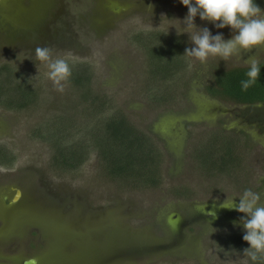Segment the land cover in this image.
Masks as SVG:
<instances>
[{"label": "rangeland", "instance_id": "obj_1", "mask_svg": "<svg viewBox=\"0 0 264 264\" xmlns=\"http://www.w3.org/2000/svg\"><path fill=\"white\" fill-rule=\"evenodd\" d=\"M187 11L179 0H0V81L9 86L10 76L32 91L25 107L0 96V264L29 257L40 264H264V257L253 262L244 254L249 244L238 250L220 240L229 230L209 210L239 199L246 178L259 193L264 169L254 158L248 165L258 149L250 150L253 142L238 147L235 169L212 173L192 157L217 126L236 122L233 103L208 93L216 72L247 66L254 55L263 60L264 48L206 64L182 54V67L161 79L149 49L171 41L184 54L194 47L184 29ZM193 23L225 41L233 35L199 15ZM37 45L68 61L63 92L47 79L45 65L37 67ZM114 112L161 153L159 185L107 173L91 138ZM81 145L80 164L68 166L65 151ZM16 189L21 195L12 202ZM202 203L208 217L192 219Z\"/></svg>", "mask_w": 264, "mask_h": 264}, {"label": "trees", "instance_id": "obj_2", "mask_svg": "<svg viewBox=\"0 0 264 264\" xmlns=\"http://www.w3.org/2000/svg\"><path fill=\"white\" fill-rule=\"evenodd\" d=\"M263 0H255L260 7ZM157 47L149 49L154 71L161 79L173 76L175 70L182 67L184 58L182 46L177 42H169L165 47ZM160 53L152 56V49L158 48ZM166 55V56H165ZM181 56V57H180ZM155 60V61H154ZM260 77L256 84L251 86L247 91L241 89V81L247 79L246 72L249 67H234L226 71H218L215 74V86L207 87L208 93L224 100L252 103L264 100V62L260 63ZM1 73V71H0ZM10 76L6 78V85L0 81V96L7 98L10 103L14 100L18 101V106H26L31 102L32 91L26 87L24 83L15 85L10 81ZM11 82V83H10ZM3 86V87H2ZM24 102H23V100ZM105 131L98 134L96 131L93 135L92 142L96 143V147L100 149L105 169L109 176L117 179H124L127 182L133 181L134 184L157 186L160 183V163L161 153L154 147V142L146 133L135 128L127 118L120 112H114L106 119L104 126ZM209 138L207 144L199 147L193 152V161L195 165L202 167V171L212 173L214 171H228V155L230 154V146L228 139L219 140ZM82 147V145L80 146ZM81 149L75 152L67 149L65 151L66 162L68 166H77L80 164L84 153ZM220 150V156L216 151ZM5 153H3L4 155ZM64 154V152H63ZM2 155V157H4ZM0 162H3L0 155Z\"/></svg>", "mask_w": 264, "mask_h": 264}, {"label": "clouds", "instance_id": "obj_3", "mask_svg": "<svg viewBox=\"0 0 264 264\" xmlns=\"http://www.w3.org/2000/svg\"><path fill=\"white\" fill-rule=\"evenodd\" d=\"M187 7V15L183 23L185 31L190 35V41L195 45L185 49V56L206 64L209 57H220L227 60L232 56H241L243 51L253 48H264V11L255 3V0H179ZM149 5L148 9L151 10ZM199 15L202 21L214 24L217 28L230 27L233 31L231 39L225 41L221 34L213 36L208 28L198 29L193 23ZM37 67L43 64L47 67L46 77L51 81L55 90L63 92L66 83L72 74L68 61L64 58H53L52 50L44 45H37L34 52ZM249 70L247 79L241 81V89L247 91L256 84L260 77V62L255 55L245 61ZM238 205L228 198L221 205L234 208L244 213L240 223L243 225V240L249 244L244 250L251 261L255 262L264 257V203L261 195L251 189H246L239 195ZM227 201V202H226Z\"/></svg>", "mask_w": 264, "mask_h": 264}, {"label": "flooded vegetation", "instance_id": "obj_4", "mask_svg": "<svg viewBox=\"0 0 264 264\" xmlns=\"http://www.w3.org/2000/svg\"><path fill=\"white\" fill-rule=\"evenodd\" d=\"M260 63L264 62L263 60L259 61ZM243 67H249L242 66ZM212 96V95H211ZM215 97V96H213ZM218 99H222L220 97H215ZM224 100V99H222ZM228 101V100H225ZM233 106L231 107V112L235 114V120L236 122H233V125L231 124L229 128H225L224 126H217L215 131H212L214 136H216L219 140L224 139V137H229L228 141L231 143L230 146V154L228 155L229 162V169L233 166L235 169V165L238 163V160L240 159L239 155L236 153L237 148L244 146L245 149L247 148V144L253 142V144L250 146V150L252 147H256L258 150L255 152H258L257 154L253 153L252 155L250 153L248 158V165L252 167V160L254 158V162L256 164H259L261 166V169H264V100L263 101H256L252 103H240V102H233ZM253 150V149H252ZM252 156V157H251ZM251 162V163H250ZM245 164V163H244ZM253 173L252 169H247L246 173ZM263 177L261 181L264 183V171H262ZM247 173V174H248ZM233 181H237L235 178ZM247 178L244 180H241L242 185L245 183L246 186H242L241 189L244 192L246 189H251L252 186L248 184ZM261 192V203H264V186L260 188ZM259 190V193H260ZM15 193V192H14ZM233 204L238 205L240 202L239 199L232 200ZM223 203H219L218 205H214L210 207V211L213 212L214 218L218 217V227L221 229L229 230V232H226L225 235L220 238V240L228 241L229 245L231 244L233 248H236L238 250L244 249L247 247L248 243L243 240L244 230L243 225L240 223L241 217H244V213L237 212L234 208H230L228 210H225L224 207H222ZM207 206L206 203H202L197 205L195 207L194 212L192 213L193 218L199 217V218H207L208 214H203L204 208ZM222 207L223 211L216 210ZM217 211V212H216ZM210 213V212H209ZM209 216H212L211 213ZM213 218L210 217L209 220ZM210 222V221H209ZM212 223V222H211ZM208 225H210L208 223ZM172 241H170L167 245V251L172 250ZM134 250V253L136 255ZM139 256V253L137 254V257ZM33 258V257H29ZM28 259V258H26ZM25 260V259H24ZM20 264H23V261Z\"/></svg>", "mask_w": 264, "mask_h": 264}, {"label": "water", "instance_id": "obj_5", "mask_svg": "<svg viewBox=\"0 0 264 264\" xmlns=\"http://www.w3.org/2000/svg\"><path fill=\"white\" fill-rule=\"evenodd\" d=\"M20 195H21V191L19 189H16L12 197V202L18 201ZM23 264H40V263H38L37 260L34 258H28L23 261Z\"/></svg>", "mask_w": 264, "mask_h": 264}]
</instances>
